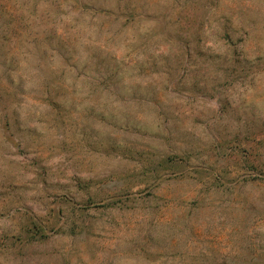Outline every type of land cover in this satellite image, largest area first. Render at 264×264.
<instances>
[{"label":"rangeland","instance_id":"obj_1","mask_svg":"<svg viewBox=\"0 0 264 264\" xmlns=\"http://www.w3.org/2000/svg\"><path fill=\"white\" fill-rule=\"evenodd\" d=\"M0 264H264V0H0Z\"/></svg>","mask_w":264,"mask_h":264}]
</instances>
